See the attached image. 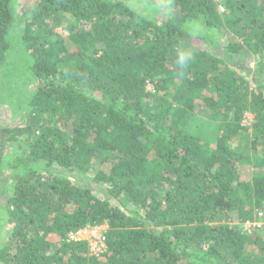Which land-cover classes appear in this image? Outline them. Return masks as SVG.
<instances>
[{"label": "trees", "instance_id": "1", "mask_svg": "<svg viewBox=\"0 0 264 264\" xmlns=\"http://www.w3.org/2000/svg\"><path fill=\"white\" fill-rule=\"evenodd\" d=\"M12 1L0 101L24 114L2 129L19 154L0 161L14 175L0 264H264V230L238 224L264 213V83L201 45L221 35L264 71V0H165L160 21L126 0H35L19 15ZM246 112L253 157L230 147ZM195 115L216 124L212 142L186 127ZM104 224L98 255L67 239Z\"/></svg>", "mask_w": 264, "mask_h": 264}, {"label": "rangeland", "instance_id": "2", "mask_svg": "<svg viewBox=\"0 0 264 264\" xmlns=\"http://www.w3.org/2000/svg\"><path fill=\"white\" fill-rule=\"evenodd\" d=\"M35 0H14L12 1V5L15 7V14L19 15L25 12L28 6ZM128 3L133 4L134 6L142 9L146 13H149L151 17H154L157 21L161 20L164 15V7L168 6V2L165 0H126ZM220 3V0H217ZM158 5V7H156ZM163 5V6H162ZM161 7V8H160ZM58 33L63 36L67 35V30L63 27L57 28ZM223 39L221 35L215 38V42H210V39H205L201 42L203 48L207 49L210 53L214 55L220 56L225 59L230 65H232L236 69L242 70L246 79L249 82L257 80L259 83H264V71H260L257 67V57L250 52V50L246 46H242L238 52L235 54L228 55L221 50L220 41ZM14 58V54L10 52L7 56V61L11 62ZM264 63V62H263ZM262 64V63H261ZM264 67V64H262ZM18 73V72H16ZM19 79V78H18ZM28 80V79H27ZM27 80L25 82H27ZM30 80V78H29ZM17 82V81H16ZM21 84L19 81L17 82ZM29 87L34 85L32 80L28 81ZM5 84V83H4ZM146 89L149 91H153L152 84L150 82L147 83ZM16 104V103H15ZM17 106V104H16ZM24 110H18L16 107L14 110L11 109L10 105L5 101H0V161L9 160V158H14L19 154V149H14L11 143L3 140L2 129H8L9 127L15 125L17 122L21 120L23 117ZM252 114L246 112L242 119V131L236 137V139L230 144L231 149L255 156L251 148V122H252ZM191 131L200 135L205 141L212 142L215 138L216 134V124L211 122L209 119L201 115H195L187 121V126ZM14 149V150H13ZM2 163L0 165V204L3 203V200L8 196L10 191L11 180L14 179V175L8 167V164ZM53 172L59 176H66L71 178L72 181L77 182L80 181L76 170H67L63 167H54L52 168ZM259 170V169H258ZM105 186L97 185L95 187V192L104 196ZM2 208L0 207V216H2ZM236 223V222H235ZM241 230L244 232L250 233L253 230L263 231L264 230V213L260 212L256 215L254 221H250L249 223H238ZM11 229L10 224L2 223L0 220V242L4 239L7 232ZM106 229V225H96L94 226L87 236L98 235L99 233L104 234V230Z\"/></svg>", "mask_w": 264, "mask_h": 264}, {"label": "built area", "instance_id": "3", "mask_svg": "<svg viewBox=\"0 0 264 264\" xmlns=\"http://www.w3.org/2000/svg\"><path fill=\"white\" fill-rule=\"evenodd\" d=\"M220 10L223 11V6H220ZM249 223V221H246ZM93 226H86L76 232H71L68 234V240L74 241H85L87 242L88 252L90 255H98L105 249V234L99 233L94 236H87V233L91 231Z\"/></svg>", "mask_w": 264, "mask_h": 264}, {"label": "clouds", "instance_id": "4", "mask_svg": "<svg viewBox=\"0 0 264 264\" xmlns=\"http://www.w3.org/2000/svg\"><path fill=\"white\" fill-rule=\"evenodd\" d=\"M220 6H222L221 4L219 5V9H220ZM220 12H222L220 10ZM192 59V54L191 52H184L182 51L179 55H178V58H177V63L183 67V66H186L190 60ZM94 227V226H93Z\"/></svg>", "mask_w": 264, "mask_h": 264}]
</instances>
